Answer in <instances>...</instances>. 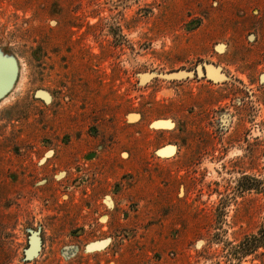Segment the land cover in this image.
Segmentation results:
<instances>
[{"label": "rangeland", "instance_id": "374dc122", "mask_svg": "<svg viewBox=\"0 0 264 264\" xmlns=\"http://www.w3.org/2000/svg\"><path fill=\"white\" fill-rule=\"evenodd\" d=\"M0 63V264H264V0H0Z\"/></svg>", "mask_w": 264, "mask_h": 264}, {"label": "flooded vegetation", "instance_id": "af4514ba", "mask_svg": "<svg viewBox=\"0 0 264 264\" xmlns=\"http://www.w3.org/2000/svg\"><path fill=\"white\" fill-rule=\"evenodd\" d=\"M202 70L205 72V68L202 67ZM42 246H43V237L42 235H40V233L39 235H36L34 232L28 233L26 235V245L22 249L23 256L34 257L38 255L42 250Z\"/></svg>", "mask_w": 264, "mask_h": 264}, {"label": "water", "instance_id": "95a60500", "mask_svg": "<svg viewBox=\"0 0 264 264\" xmlns=\"http://www.w3.org/2000/svg\"><path fill=\"white\" fill-rule=\"evenodd\" d=\"M196 72L198 75L204 74L200 65L196 67ZM13 73L14 67L11 63H0V94L9 87ZM175 75H178V73H175Z\"/></svg>", "mask_w": 264, "mask_h": 264}]
</instances>
